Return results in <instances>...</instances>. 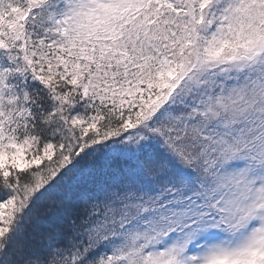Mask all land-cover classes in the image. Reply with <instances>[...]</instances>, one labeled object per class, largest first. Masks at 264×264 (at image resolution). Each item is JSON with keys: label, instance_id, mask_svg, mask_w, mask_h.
Segmentation results:
<instances>
[{"label": "snow or ice", "instance_id": "1", "mask_svg": "<svg viewBox=\"0 0 264 264\" xmlns=\"http://www.w3.org/2000/svg\"><path fill=\"white\" fill-rule=\"evenodd\" d=\"M0 264H264V0H0Z\"/></svg>", "mask_w": 264, "mask_h": 264}]
</instances>
